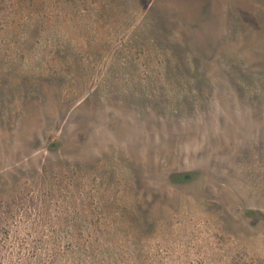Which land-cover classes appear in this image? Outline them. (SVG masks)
<instances>
[{
    "label": "rangeland",
    "instance_id": "374dc122",
    "mask_svg": "<svg viewBox=\"0 0 264 264\" xmlns=\"http://www.w3.org/2000/svg\"><path fill=\"white\" fill-rule=\"evenodd\" d=\"M0 264H264V0H0Z\"/></svg>",
    "mask_w": 264,
    "mask_h": 264
},
{
    "label": "flooded vegetation",
    "instance_id": "af4514ba",
    "mask_svg": "<svg viewBox=\"0 0 264 264\" xmlns=\"http://www.w3.org/2000/svg\"><path fill=\"white\" fill-rule=\"evenodd\" d=\"M185 177H187V176H185Z\"/></svg>",
    "mask_w": 264,
    "mask_h": 264
}]
</instances>
